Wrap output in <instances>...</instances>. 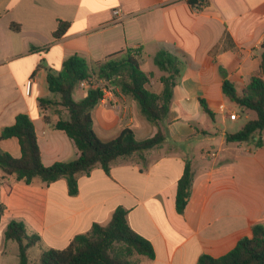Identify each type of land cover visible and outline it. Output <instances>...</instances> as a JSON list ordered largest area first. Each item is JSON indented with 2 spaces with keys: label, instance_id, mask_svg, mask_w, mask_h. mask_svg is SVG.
I'll list each match as a JSON object with an SVG mask.
<instances>
[{
  "label": "crops",
  "instance_id": "0c3cea01",
  "mask_svg": "<svg viewBox=\"0 0 264 264\" xmlns=\"http://www.w3.org/2000/svg\"><path fill=\"white\" fill-rule=\"evenodd\" d=\"M202 3L0 0V135L18 115L26 114L44 166L79 156L73 141L54 127L68 119L67 110L39 103L60 100L49 91L48 75L57 76L69 57L98 62L127 48L141 49L139 66L149 77L147 88L156 94L163 91L160 79L166 73L155 57L164 51L184 62L169 117L161 124L168 132L165 141L142 155L116 159L108 174L95 167L79 175L77 195H69L65 179L49 185L36 179L26 185L0 169L1 233L12 220L22 222L27 234L41 238L31 250L39 257L43 250L65 249L95 223L107 225L123 207L130 227L155 252L152 259L135 255L136 264H197L202 255H226L251 235L252 226H264V130L248 142H228L227 134L256 117L230 102L222 90L227 79L241 92L259 73L264 0ZM116 9L121 11L119 19L113 14ZM60 21L69 27L55 40ZM12 24L20 30H13ZM201 100L212 117L202 110ZM91 118L102 142L116 139L125 129L132 130L137 141L158 131L118 87L92 109ZM259 139L263 145L256 147ZM0 148L14 158L21 156L16 138L0 139ZM186 161L194 176L190 201L179 214L175 198ZM9 243L4 241L1 254Z\"/></svg>",
  "mask_w": 264,
  "mask_h": 264
},
{
  "label": "trees",
  "instance_id": "16d2710c",
  "mask_svg": "<svg viewBox=\"0 0 264 264\" xmlns=\"http://www.w3.org/2000/svg\"><path fill=\"white\" fill-rule=\"evenodd\" d=\"M188 2L197 7L203 4L202 0ZM68 27V23L60 21L53 32L54 39H61ZM12 29L19 31L20 26L12 24ZM140 56L141 49L127 48L98 62H89L79 55L65 60L57 76L48 75L49 91L59 95L60 100L56 102L40 99L39 103L43 108L59 105L67 110L68 119H60L54 127L64 131L73 141L79 156L70 162L44 166L34 125L26 114H20L14 124L3 129L0 135V139L16 138L21 149V156L14 158L0 148V169L4 175L14 176L16 181L26 185H31L36 179L45 185L65 179L69 195L75 196L79 192V175L88 174L95 167H101L108 174L111 163L116 159L142 155L159 147L168 135L161 124L169 117L173 90L182 74L184 62L164 51L155 57L157 67L166 73L160 79L163 91L156 94L147 88L149 77L140 69ZM93 79L105 80L118 87L123 94L131 96L137 102L140 113L158 127L157 133L149 139L137 141L133 131L125 129L116 139L102 142L93 130L91 118L92 109L102 100V91L99 88H89L81 101L73 99L78 84L83 80ZM222 90L230 102L253 111L256 115L255 119L248 120L238 132L227 134L226 140L239 143L252 140L264 130V48L258 75L253 76L241 92L227 79L223 82ZM201 108L212 117V112L203 100ZM262 145V140H257L256 147ZM193 176L191 163L186 161L175 198L179 214L185 212L190 201ZM2 211L0 208V214ZM127 215L125 208H117L107 225L93 224L87 233L75 236L65 249L43 250L36 264H136L132 260L135 255L154 258L152 244L130 227ZM3 236L5 242L17 244L19 264H33L30 253L41 241L38 235L27 234L22 222L12 220ZM197 264H264V226H252L251 235L239 240L235 248L226 255L219 258L202 255Z\"/></svg>",
  "mask_w": 264,
  "mask_h": 264
},
{
  "label": "rangeland",
  "instance_id": "374dc122",
  "mask_svg": "<svg viewBox=\"0 0 264 264\" xmlns=\"http://www.w3.org/2000/svg\"><path fill=\"white\" fill-rule=\"evenodd\" d=\"M115 86V85H114ZM86 94V91L84 89H82L81 87L77 86L75 88V91L73 93V99L75 101H81L84 96ZM250 114L252 116V118H255L256 115L255 113L250 111ZM3 243H4V236L3 233L0 232V264H19L18 262V257H17V251H18V247L17 244L15 242H12L8 244V248H6L5 253L1 254L2 251H4L3 249ZM31 254V259L33 264H36L37 262V252H32Z\"/></svg>",
  "mask_w": 264,
  "mask_h": 264
},
{
  "label": "built area",
  "instance_id": "2783aa9c",
  "mask_svg": "<svg viewBox=\"0 0 264 264\" xmlns=\"http://www.w3.org/2000/svg\"><path fill=\"white\" fill-rule=\"evenodd\" d=\"M113 14L115 17H117V19H119L118 17L121 15V11L119 9H116L113 11ZM78 86L84 89L85 91H87L89 88H99L103 93L102 100H105L108 97L112 96L116 91V87L114 85L109 84L105 80H83L78 84Z\"/></svg>",
  "mask_w": 264,
  "mask_h": 264
}]
</instances>
